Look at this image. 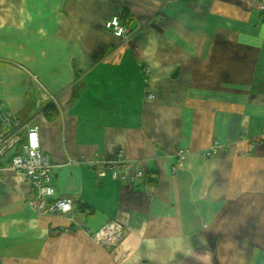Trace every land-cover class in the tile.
<instances>
[{
	"label": "crops",
	"instance_id": "0c3cea01",
	"mask_svg": "<svg viewBox=\"0 0 264 264\" xmlns=\"http://www.w3.org/2000/svg\"><path fill=\"white\" fill-rule=\"evenodd\" d=\"M259 3L0 0V101L38 128L56 197L74 203L33 212L7 153L0 264H264ZM113 16L126 42L104 28ZM109 220L125 236L106 250L90 235Z\"/></svg>",
	"mask_w": 264,
	"mask_h": 264
},
{
	"label": "built area",
	"instance_id": "2783aa9c",
	"mask_svg": "<svg viewBox=\"0 0 264 264\" xmlns=\"http://www.w3.org/2000/svg\"><path fill=\"white\" fill-rule=\"evenodd\" d=\"M257 9L264 11V4L259 3ZM104 28L115 37L127 41L128 30L122 25L119 16H113L106 21ZM143 72L148 76L147 69H144ZM23 130H25L24 135H22ZM222 148L221 144L213 143L203 152V157L210 158ZM9 152L12 155L8 167L17 173L22 182L29 184L34 190L33 197L26 201L27 206L33 212L41 216H64L74 212L72 200L56 197L52 185L53 167L49 164L47 156L40 150L38 128L20 122L11 110L0 101V163L1 159ZM188 153L189 151L186 149H178L175 155L180 162ZM109 164L107 169H112L114 175L124 167L120 158ZM99 175L103 176L104 173L101 172ZM143 177L144 173L138 170L134 177L129 178V182L132 183L134 179L140 181ZM122 178L126 179L124 176ZM90 236L96 245L110 250L122 242L125 229L116 220H109Z\"/></svg>",
	"mask_w": 264,
	"mask_h": 264
}]
</instances>
